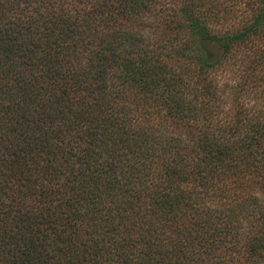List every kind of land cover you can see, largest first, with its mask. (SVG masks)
<instances>
[{"label":"trees","instance_id":"16d2710c","mask_svg":"<svg viewBox=\"0 0 264 264\" xmlns=\"http://www.w3.org/2000/svg\"><path fill=\"white\" fill-rule=\"evenodd\" d=\"M263 262L264 0H0V264Z\"/></svg>","mask_w":264,"mask_h":264},{"label":"rangeland","instance_id":"374dc122","mask_svg":"<svg viewBox=\"0 0 264 264\" xmlns=\"http://www.w3.org/2000/svg\"><path fill=\"white\" fill-rule=\"evenodd\" d=\"M220 73V72H219ZM263 264H264V262H263Z\"/></svg>","mask_w":264,"mask_h":264}]
</instances>
